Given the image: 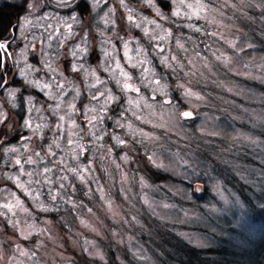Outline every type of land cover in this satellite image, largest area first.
I'll return each mask as SVG.
<instances>
[{"label":"rangeland","instance_id":"obj_1","mask_svg":"<svg viewBox=\"0 0 264 264\" xmlns=\"http://www.w3.org/2000/svg\"><path fill=\"white\" fill-rule=\"evenodd\" d=\"M3 1L23 3L20 21L24 25L32 23L34 31L42 32L50 30L49 25H58L48 23L37 14L44 17L48 13L49 20L57 14L63 24L69 20L68 13L55 9L54 4H48L53 9H44L42 0ZM186 2L195 4L196 0ZM56 3L60 5L59 1ZM157 3L168 4V1L157 0ZM202 3L208 7L207 12L201 13L206 19L172 17V11L177 9V4L173 3L162 9L169 19L161 20L155 15L156 9L142 0H126L138 23L147 16L171 30L172 35L166 41H150L142 31L144 24L140 28L130 24L125 9V13L116 10L122 9L119 0L100 3L92 10L95 19L86 17L83 20L87 24L89 19L92 23H103L100 17L110 6L116 7L115 22L118 17L125 19L126 26L131 28L130 34L134 33L131 41H138L129 45L131 63L146 59L151 73L149 80H160V86L157 89L143 80L142 67H130L123 54V43L116 44L118 52H113L112 44L108 45V50L132 76L129 82L140 88L139 97L134 92L127 96L140 99L141 108L136 112L141 119L126 112L121 123H130L132 130L115 126L118 113L128 105L126 94L120 91L109 70L106 74L111 77L116 91L106 75L101 78L106 83L99 86L111 89L120 100L108 109L109 115L114 116L110 121L111 131L104 130L105 125L98 123L91 131L97 136L103 135V139L93 140L86 123L80 122V127L76 128L71 123L73 116L69 119L66 115L70 100L76 102L81 97L83 102L87 101L82 82L74 85L72 96L63 97L64 103L59 109V114L65 115L63 137L58 141L59 148L53 146L52 150L67 166L88 171L82 173L83 181L66 169L59 174L68 176L66 181H59L57 174H52L51 179L56 181L51 185L53 192L59 191L55 201L47 193L48 185L37 188L33 184L29 190L40 192L39 201H35L14 179L8 178L18 174L14 162L7 172L1 169L0 264H165L148 248L152 243L159 246L172 233L190 246L203 250L218 245L229 235L228 229L245 234L250 227H255L244 197L257 206L264 204V0H202ZM99 6L106 9L97 11ZM189 25L199 27L201 32ZM153 27L149 26L150 32ZM177 41L184 47L180 48ZM156 43L164 52L154 50ZM137 47L143 50L139 55ZM173 56L177 58L175 61L171 59ZM164 57L168 58L167 63L163 62ZM105 63L115 67L111 59ZM27 87L31 93L33 88ZM90 89L91 95L94 90ZM187 89L202 98L186 96ZM30 93L26 95L36 99V106L43 105L42 115L33 114L36 122L48 127L43 129L40 144H34L39 139L33 135L27 149L20 147L17 141L9 143L20 147L19 157L15 153L16 157H11L10 161L21 158L23 162V158L33 152H40L45 158L39 161L33 156L38 163L25 164V171L42 169L44 162L55 159L46 154L45 146L53 138L59 122L48 107L49 104L55 107L59 101L49 100L35 91ZM20 102L17 96L19 104L14 114L20 109ZM90 103L97 109L102 99L86 102ZM0 104L4 108V104ZM82 107L84 111L85 105ZM186 110H191L194 117H181L180 113ZM13 118L14 125L21 119L20 116ZM113 133L128 141V145L116 144ZM142 133H147L148 137ZM55 134L60 136L58 131ZM68 138L79 141L86 150L82 154L78 149L74 151L75 144H68ZM125 153L129 157L127 161L121 158ZM11 154L5 153L3 160ZM149 156L163 167L154 166ZM148 165L159 177L150 174ZM55 167L62 168L59 162ZM60 182L65 185L63 189H58ZM240 188L245 191L241 192ZM94 196L96 198L92 199ZM17 197L23 204L12 209L13 216L3 205H15ZM83 197L99 204L87 206L85 201L79 200ZM9 219L16 223V228L8 223ZM20 231L29 239H23ZM233 237L230 234V238ZM21 250H28L29 255H21Z\"/></svg>","mask_w":264,"mask_h":264},{"label":"snow or ice","instance_id":"obj_2","mask_svg":"<svg viewBox=\"0 0 264 264\" xmlns=\"http://www.w3.org/2000/svg\"><path fill=\"white\" fill-rule=\"evenodd\" d=\"M61 2L68 7H71L73 4V0H61ZM142 2L146 3L149 7H153L156 9L155 15L156 17H159L161 20H167L169 17L165 16L163 14L162 9L165 7L170 6L173 3L177 4V9L172 11L171 16L172 17H181L185 16L188 19H192L194 16L197 19L205 18L201 15V13H205L208 10L207 5L202 3V0H196V3H188L186 0H168V4H158L157 0H142ZM101 3V0H94L92 4L88 3V0H79V3L77 4V7L80 5H84V9L88 11L94 10V8ZM103 3L107 4L108 0H103ZM120 6L125 9V11L128 13L126 19L130 24H135L137 28L141 27V24H144L145 27H143L142 31L146 37L149 38L150 41H166L171 35L170 29H165L161 23L155 18H149L147 16L142 17L140 22L138 23L136 21L135 16L132 14L133 9L130 8L126 4V0H119ZM28 7H31V5H28ZM183 9V11H181ZM115 14V8L110 6L108 11L104 13L100 19L103 21V24L105 25V29L112 28L113 32L116 27L115 19L113 18ZM27 20V18H25ZM70 19L72 23L65 22L63 27L64 31L61 32L59 28L54 29L52 32H49L47 35V41L48 46H51V41H56V47L57 49L63 48L64 42L68 39L74 38L75 36L79 35L78 32L73 30V25L79 23L77 16L72 15L70 16ZM95 19V18H94ZM149 26H154L153 31L150 32ZM189 27H192L196 32H201V29L199 27H196L195 25H189ZM49 28H51V25H49ZM159 29L160 32H156L155 30ZM21 31L20 27L17 26L16 28L9 29L8 34H0V89H2L6 96L9 99L10 105L12 108H17V93L21 91L19 88H15L9 84V81L7 79L9 72L13 69V61H15V68L18 69V72L14 73L15 75L21 77L24 79L25 83L29 85L32 88L38 89L40 93H42L45 97H47L49 100H58L59 102L56 104L55 107H53L51 104L48 105L49 109H51L52 115H55L58 117V123L55 125V131L53 134V138L50 139L49 143L45 146L46 154L48 156H51L55 159L44 162L43 168H35L32 171H25L24 165H36L38 163L37 160L33 159V156L37 157L39 161H44L45 158L41 156L40 152H33L32 155L24 157L23 162L21 158H16L14 160V164L18 168V174L15 177L9 176V179H14L17 183L18 187L23 189L25 193L28 196H31L33 200L39 201L40 199V192L36 191V189L29 190L33 184L37 186V188L43 187V185H48L47 187V193L51 197L52 201H55L57 198V195L59 194V191L53 192V189L51 185L53 183H56V181H53L51 179L52 174H57L59 181H66L68 180V176L66 175H59L60 172L63 169H66L67 171L71 172L74 176H77L81 181L84 180V175L82 173L87 172L88 169H78L77 167H69L64 163V160L57 156V153L53 151V146L59 148V139L63 137V122L65 121V115L59 114V109L63 101V96L67 94L65 89V85L63 83L64 74L60 72L57 68L53 67L51 60H45L43 66L47 70L49 74L48 81L42 82L41 79H31V74L35 71H39V69L30 63L25 62L23 67H20V57L26 56V51L28 50V45H25L23 49L17 54L16 57H13V45L15 43V40L20 38L17 34ZM47 31V30H46ZM163 33V34H161ZM98 35L101 38L100 39V51L103 54L104 60L111 59L115 62V67H112L111 64H108L107 66L101 65L105 72H108L111 70L113 80L115 81L116 85L120 89V91L124 92L126 94V103L128 107L124 108L123 111L118 113V118L115 120V126L118 128H127L129 131L132 130V125L130 123L128 124H122L121 120L124 119L125 113H131L133 116H136L137 119H141V117L137 114L136 109L141 108L140 99H133L131 96H127V93L134 92L139 97L140 88L136 87L134 83H130L129 81H132V76L127 72L123 65L119 63V61L113 56V52L116 51L115 45L112 44L113 52H110L105 45L111 44L110 39L104 38V31H98ZM208 35L215 36L216 33H208ZM123 41V54L126 59V62L129 63L130 67H142V77L143 80H147L149 83L156 86L158 89L160 86V80L153 79L149 80V75H151L149 68L146 66L148 61L146 59L138 60L136 63H131L133 60V57L129 55V45L130 43L138 41H124L123 37H120ZM43 43V42H42ZM177 44L180 48H183L184 45L179 44V41H177ZM233 48L236 47L235 44L232 45ZM34 48V45H33ZM90 48V42L88 40V32L85 31L83 36H81L80 40L75 44L72 45L69 51V56L71 57V60L69 62V67L72 72H80L83 71L85 78L87 79L89 76L93 77L94 82L88 87L95 88L96 92L92 93L90 96L91 101H97L100 102L102 99L101 107L99 110H97L95 107H92L90 109H87L84 112V118L87 122L85 124V127L90 128L89 135L93 140H101L103 139V135L97 136L95 131H91V129H94L97 127V124H102L104 120V116L107 113L108 109L113 104H118L120 97L116 96L112 93L111 89L108 88H100L99 85L105 84L106 82L101 80L95 72V69H93L91 72L87 68H85L84 63H79L80 61L86 62V57L88 55ZM154 50H158L159 52H164V48L160 46L159 43H156L154 45ZM43 51V49H42ZM137 54L139 55L143 50L137 47L136 49ZM45 57H47V53L45 52ZM57 56L62 55L59 51L56 53ZM167 57L163 58V62L167 63ZM173 61H175L177 58L175 56L171 57ZM219 59V57H217ZM227 60V58H226ZM37 61L39 62V57H37ZM171 67V65H168ZM147 74V75H145ZM57 76L61 77L62 79L58 80ZM143 82V81H142ZM183 87V85H181ZM53 88H55V92L53 91ZM155 90V89H154ZM57 92L60 93L57 95ZM78 94V93H77ZM186 96H195L197 99H201L202 97L197 96L195 93L192 92L191 89H187L184 93ZM155 99V97H153ZM24 102V115L21 117L19 121V127L16 129V138L21 142L20 147H23L25 149L28 148V143L31 141L30 136H24L22 133L25 130H28L32 133L33 136H36L38 139L43 140V129L48 127L47 124H41L36 122V117L33 116V113H40L41 108L37 107V101L36 99L31 96H25L23 97ZM165 103H171V101H165ZM123 107V106H121ZM69 112L66 113V115H69V119H71V112H75V104L69 103L68 104ZM95 113L94 115H91L89 117V113ZM181 117L185 119H189L193 117V113L191 111H184L180 113ZM43 119V117H41ZM109 119H112V117H109ZM72 125L76 128H79V125L75 124V121H71ZM0 145H3L2 151L4 153H16L18 154V157L20 155V147H17L16 145H9L7 141L12 136V130H13V123L9 120V116L6 110H3V105L0 104ZM81 131L83 129H80ZM58 131L60 133V136H56L55 132ZM104 134H107L106 132ZM146 138L148 137L147 133H142ZM112 139L115 140L116 144L121 146H127L128 141L123 140L120 138L119 135L112 134ZM132 139L135 140L136 137L132 136ZM27 142V143H26ZM68 144H75V150H79V153H83L86 149L84 145L80 144L79 141H73L71 138L67 139ZM111 151V149H109ZM124 161H127L129 159L128 155L125 153L121 157ZM149 161L156 167H163L162 164H157L156 160L152 158V156L148 157ZM59 162V164L62 166V168H56V163ZM119 168V165H117ZM21 177H27L26 180L21 179ZM141 182H143V178H141ZM65 187L64 183L60 182L58 183V189H63ZM196 191H199V189H196ZM33 192H35V195H33ZM16 204L13 205L11 203L4 204L3 208L7 209L8 212H10L13 216L15 215V212L12 211L14 207H20L22 206L23 202L19 199V197L16 198ZM239 203V201H237ZM165 207H168V205H165ZM26 211V209H25ZM8 223L13 227L16 228V223H13L11 219L8 220ZM18 223V222H17ZM20 236L27 240L29 239L28 235H24L23 231H20ZM18 249L20 248L19 245L16 246ZM21 255H29L28 250H21ZM34 255V253H32Z\"/></svg>","mask_w":264,"mask_h":264},{"label":"flooded vegetation","instance_id":"obj_3","mask_svg":"<svg viewBox=\"0 0 264 264\" xmlns=\"http://www.w3.org/2000/svg\"><path fill=\"white\" fill-rule=\"evenodd\" d=\"M44 2L43 8L46 9L47 11L50 9L47 8H52L49 7L48 4H54L56 6H59L60 8L54 6L55 9H60V11L62 13H68V21L67 23H72L70 16L72 15H76L77 19L79 21V23L74 24L73 25V30L78 32L79 35L75 36L74 38L68 39L64 42V46L63 48L57 49L56 47V41L53 40L51 41V46H48V41H47V35L49 32H52L54 29L59 28L61 32L64 31V27H63V21L62 19H60V17L57 14H54V18L52 20H49V16L48 13L43 17V15H39L41 18H44L48 23H58V25H55L54 27H47L50 30H43L42 32H38V31H34V25L32 23H25L21 22L20 20H18L19 22H15V27H10L12 28H16L17 26L20 27L21 31L17 34L20 38L15 40V43L13 45V57H16L17 54L21 51V49L24 48L25 45H28V50L26 51V56H21L20 60V67H23L25 62L30 63L35 65L39 71H35L31 74V79H41L42 82L44 81H48L49 79V74L47 72V70L44 68L43 64L45 62V60H51L53 67L57 68L60 72H62L64 74V78H63V83L65 85V89L64 91L67 92L66 95L72 96V94L70 93L71 91H73L75 89L74 85H78V82H82L83 84V91H85L86 94V99H87V103L90 100V93L91 89L90 87H88V85L92 84L94 82L93 77L89 76L87 79L85 78L84 72L80 71V72H72L70 70L69 67V62L71 60V57L69 56V51L72 45H75L81 38V36H83L84 32L87 31L88 32V40L90 42V48H89V52L88 55L86 57V62L84 61H80L79 63H84L85 68H87L89 70V72H91L93 69H95L96 75L101 79H103V77L106 75L109 83L111 84V87L113 88L114 91H116L115 89V85H113V81L111 80V77H109L106 72L104 71L103 67L101 66L102 64L104 66H106L105 60H103V54L100 51V37L98 35V31H103L104 30V38L105 39H110L111 40V44L115 45V49L117 50V52L119 51V43H123V41L121 39H119L120 37H123L124 41H131L134 39V33H131V28L126 26V20L123 19L122 17H118V20L116 22V27L115 30L113 32L112 28H107L105 29V25L103 23L97 24V23H92L90 21V19L88 20L89 23H84L83 20L86 19V17L88 18H93L92 16V11H88L84 9V5H80L79 7H77V4L79 3V0H73V4L71 7L68 6H60L56 3V1L59 0H53V2L51 0H42ZM41 1V2H42ZM111 0H108V3ZM115 2V0H113ZM168 1V0H166ZM60 2V1H59ZM89 4H92L93 1L92 0H88ZM101 3H103V0H101ZM105 6V5H104ZM104 6H99L97 8L98 10H104L106 9V7ZM109 6V5H108ZM116 9V7H114ZM53 9V8H52ZM121 11L122 13H125L124 9H116ZM35 15V12H33ZM80 16V18L78 17ZM61 22V23H60ZM63 24V25H62ZM62 25V26H61ZM27 30V31H26ZM4 34H8V32H5ZM43 42V43H42ZM34 45V48H33ZM107 44L106 47H108ZM43 49V51H42ZM57 51H59L60 53H62V55L57 56L56 53ZM47 53V57H45L44 53ZM37 57H39V62L37 61ZM18 72V69L15 68V61H13V69L11 72H9V75L7 77L9 84L15 88H19L21 89V91L19 93H17V96L19 97V99L21 100V106L20 109L14 112V108L11 107L10 102L8 97L6 96L5 92L0 89V102H2L4 104V108L3 110H6L9 116V120L13 123V130H12V136L10 137V139L7 141V143L9 144H15L16 141L18 143L21 144V142L16 138V129L19 126V123L14 125V118L13 117H22L24 115V102H23V97L27 96V92L30 93L25 81L23 78L15 75L14 73ZM57 79L60 80L62 79L61 77L57 76ZM101 79V80H102ZM100 87V86H99ZM94 90V92H96L95 88H92ZM38 92L40 93V91L38 89L33 88L32 92ZM53 91L55 92V88H53ZM32 92L30 94H32ZM23 93V95H22ZM21 94V96H19ZM57 94H60L57 92ZM66 95H64L63 97H65ZM68 100H70L69 98L66 100V104L69 102ZM73 101V102H72ZM70 100L69 103H73L75 104V108L76 111L75 112H71L70 115L73 116V120L79 125L80 122L82 123H87L85 121L84 118V111H86L87 109H90L92 107H94L93 103H90V105L86 104V102L82 101V98L80 97V99H78V101L74 102V100ZM97 102V101H94ZM19 104V103H18ZM23 104V105H22ZM85 105V110L83 111V107L82 105ZM10 107L12 108V110L10 109ZM38 107V106H37ZM101 107V105H100ZM97 108V110L100 109ZM65 109H66V105H65ZM33 114H41L40 113H33ZM95 113H89V117H91V115H94ZM42 115V114H41ZM46 115V114H44ZM109 117H111V114L109 115L108 111L104 116V120L103 123L105 125V129L104 130H108L111 131V124L110 121L111 119H109ZM112 117L113 114H112ZM0 128H2V126H0ZM27 133V134H26ZM24 136H30L32 137V133L28 130H25L22 133ZM105 139V137H104ZM33 141V140H31ZM30 141V142H31ZM41 139H39L38 141H34V144H40ZM29 144V143H28ZM4 146L0 145V171L1 169L4 168V171L7 172V170H10V168L13 166V162L14 161H10L11 157H16L15 153H10L11 155L8 156L6 159L3 160V158L6 156L5 153L2 151V148ZM3 157V158H2Z\"/></svg>","mask_w":264,"mask_h":264},{"label":"trees","instance_id":"obj_4","mask_svg":"<svg viewBox=\"0 0 264 264\" xmlns=\"http://www.w3.org/2000/svg\"><path fill=\"white\" fill-rule=\"evenodd\" d=\"M1 1L0 34H4L9 31L12 24L19 22L18 20L21 19L22 13H24V4ZM51 1L53 2V0ZM59 1L60 6H64L61 0ZM262 88L264 89V86ZM207 159H209L208 156ZM148 166L150 174L159 177L158 172H152V167ZM161 178L163 177L161 176ZM240 191L243 192L245 189L240 188ZM81 192H85V190H81ZM94 198L96 196L92 199ZM79 200L81 202L85 201L87 206L94 207V205L99 204L89 197L88 199L83 197ZM244 200L250 207L251 221L255 225L254 228H249L252 233H249V229L245 234H240L236 229H228L229 235L226 234L227 236L218 245L203 250L190 246L182 238H178L172 233L171 237L168 236L166 241H161L159 246L152 243L148 249L153 250L160 263L165 264H264V204L257 206L247 201L246 197H244ZM230 234L234 235L232 239ZM124 260L126 261L125 258ZM115 264H123V262Z\"/></svg>","mask_w":264,"mask_h":264},{"label":"water","instance_id":"obj_5","mask_svg":"<svg viewBox=\"0 0 264 264\" xmlns=\"http://www.w3.org/2000/svg\"><path fill=\"white\" fill-rule=\"evenodd\" d=\"M186 111H191V110H186ZM191 112H192V111H191ZM192 113H193V112H192ZM193 117H194V113H193ZM193 117H192V118H193Z\"/></svg>","mask_w":264,"mask_h":264}]
</instances>
